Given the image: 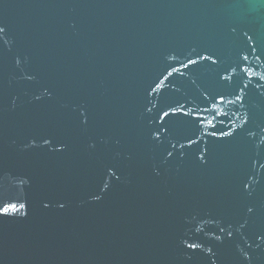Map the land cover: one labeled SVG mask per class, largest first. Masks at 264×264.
<instances>
[{"label":"water","instance_id":"water-1","mask_svg":"<svg viewBox=\"0 0 264 264\" xmlns=\"http://www.w3.org/2000/svg\"><path fill=\"white\" fill-rule=\"evenodd\" d=\"M0 264H264V0H0Z\"/></svg>","mask_w":264,"mask_h":264}]
</instances>
